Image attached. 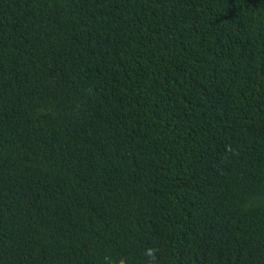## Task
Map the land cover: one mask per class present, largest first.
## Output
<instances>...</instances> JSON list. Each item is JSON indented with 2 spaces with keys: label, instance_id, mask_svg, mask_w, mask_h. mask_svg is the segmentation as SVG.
I'll list each match as a JSON object with an SVG mask.
<instances>
[{
  "label": "trees",
  "instance_id": "1",
  "mask_svg": "<svg viewBox=\"0 0 264 264\" xmlns=\"http://www.w3.org/2000/svg\"><path fill=\"white\" fill-rule=\"evenodd\" d=\"M0 264H264V0H0Z\"/></svg>",
  "mask_w": 264,
  "mask_h": 264
},
{
  "label": "clouds",
  "instance_id": "2",
  "mask_svg": "<svg viewBox=\"0 0 264 264\" xmlns=\"http://www.w3.org/2000/svg\"><path fill=\"white\" fill-rule=\"evenodd\" d=\"M150 254V253H149Z\"/></svg>",
  "mask_w": 264,
  "mask_h": 264
}]
</instances>
